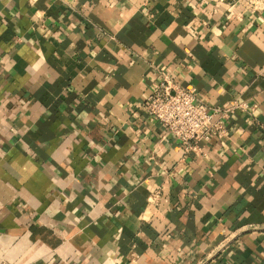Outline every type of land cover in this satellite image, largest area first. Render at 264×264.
Returning <instances> with one entry per match:
<instances>
[{"label": "crops", "instance_id": "0c3cea01", "mask_svg": "<svg viewBox=\"0 0 264 264\" xmlns=\"http://www.w3.org/2000/svg\"><path fill=\"white\" fill-rule=\"evenodd\" d=\"M165 75L248 106L187 149ZM0 264H264V0H0Z\"/></svg>", "mask_w": 264, "mask_h": 264}, {"label": "built area", "instance_id": "2783aa9c", "mask_svg": "<svg viewBox=\"0 0 264 264\" xmlns=\"http://www.w3.org/2000/svg\"><path fill=\"white\" fill-rule=\"evenodd\" d=\"M245 102L228 107H213L199 99L191 87L181 85L165 75L154 84L143 102V110L179 139L187 149H196L197 142L226 132L225 117L235 109L247 108ZM157 189L150 201L157 202Z\"/></svg>", "mask_w": 264, "mask_h": 264}]
</instances>
